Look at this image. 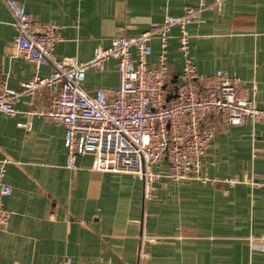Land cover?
Returning <instances> with one entry per match:
<instances>
[{
	"label": "crops",
	"instance_id": "crops-1",
	"mask_svg": "<svg viewBox=\"0 0 264 264\" xmlns=\"http://www.w3.org/2000/svg\"><path fill=\"white\" fill-rule=\"evenodd\" d=\"M41 24L58 26L57 58L88 62L94 49L107 47L125 28L140 34L182 15L202 0H17ZM188 26L190 56L200 75L218 70L237 76L259 109L264 110V0H214ZM171 32L169 64L173 80L182 69ZM12 19L0 0V80L21 92L35 65L15 54ZM150 64L156 63L153 41ZM40 76L50 67L42 64ZM118 84L116 61L86 72L84 88ZM51 92L20 94L15 114H0V162L11 195L3 200L10 224L0 229V264H130L137 261L142 234L144 264H264V122L224 128L215 118L202 175L243 181L253 172L259 185L229 186L160 179L152 199L143 200L142 182L128 174L92 170L93 156L66 167L63 127L35 117L30 131L21 128L25 113L48 104ZM165 162L153 167L164 174Z\"/></svg>",
	"mask_w": 264,
	"mask_h": 264
},
{
	"label": "built area",
	"instance_id": "built-area-1",
	"mask_svg": "<svg viewBox=\"0 0 264 264\" xmlns=\"http://www.w3.org/2000/svg\"><path fill=\"white\" fill-rule=\"evenodd\" d=\"M222 1L214 0L213 4L219 7ZM2 2L15 29L13 51L33 63L36 72L22 83L21 92L8 89L0 80V114H15L13 105L20 94L50 91L46 107L25 113L26 119L19 126L30 131L35 117L62 126L67 168H74L78 157L90 154L92 170L128 174L140 180L145 202L152 199L155 185L162 178L175 183L260 184L261 176L256 172L243 181L201 174L213 138L209 120L215 118L224 128L264 122V110L248 98L237 76L221 70L210 75L197 71L190 56L187 28L200 22L201 12L209 6L207 2L202 0L182 15L167 16L162 24L140 34H128L121 28L109 46L94 49L88 62L75 57L57 58L54 47L59 39L58 26L35 21L22 1ZM174 28L177 52L182 58L176 80L168 59ZM153 41L158 42L159 51L156 63L150 64ZM109 60L116 61L117 86L87 91L83 86L86 72L101 70ZM42 64L50 67L47 76L38 72ZM163 162L167 164L166 172L155 173L153 167ZM5 163L0 162V229H6L11 218L3 205L4 198L12 193L4 181ZM151 241L153 237L142 234L137 261L130 264H144L145 244ZM60 264L72 262L66 258Z\"/></svg>",
	"mask_w": 264,
	"mask_h": 264
}]
</instances>
